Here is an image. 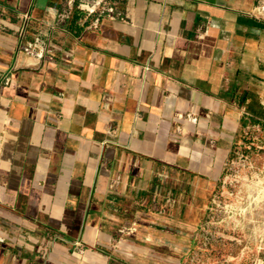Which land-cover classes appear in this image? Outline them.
<instances>
[{
    "label": "crops",
    "instance_id": "crops-1",
    "mask_svg": "<svg viewBox=\"0 0 264 264\" xmlns=\"http://www.w3.org/2000/svg\"><path fill=\"white\" fill-rule=\"evenodd\" d=\"M73 2L0 0V264L137 257L154 187L217 183L264 117L257 0Z\"/></svg>",
    "mask_w": 264,
    "mask_h": 264
},
{
    "label": "rangeland",
    "instance_id": "rangeland-1",
    "mask_svg": "<svg viewBox=\"0 0 264 264\" xmlns=\"http://www.w3.org/2000/svg\"><path fill=\"white\" fill-rule=\"evenodd\" d=\"M76 1L73 5L82 9ZM255 8L252 14L264 23V0H257ZM257 101L264 110V99ZM260 120L249 122L238 134L217 183L197 185L190 176L171 174L156 185L148 221L143 220L150 235L139 237L134 227L117 239L126 245L129 237L137 236L148 247H137V257L130 255L134 247H115L122 251L116 263L264 264V199L259 191L264 177V123Z\"/></svg>",
    "mask_w": 264,
    "mask_h": 264
},
{
    "label": "built area",
    "instance_id": "built-area-1",
    "mask_svg": "<svg viewBox=\"0 0 264 264\" xmlns=\"http://www.w3.org/2000/svg\"><path fill=\"white\" fill-rule=\"evenodd\" d=\"M118 1H120V0H113V3H109V6L107 7V11H108V13H109V15L110 16H114V14H115V6L118 4ZM102 3V2H101ZM101 3H97L96 5H99L100 6V4ZM80 7L83 9V10H85L86 12H88V14L89 15H91V14H95V13H97L98 12V8L97 9H95V7L93 8H89V7H87L85 4H81L80 5ZM26 19H28V16L27 17H25ZM99 24H100V19H99V17H97L96 19H95V21H94V27L95 28H98L99 27ZM27 51L28 50H30V49H26ZM260 96V98L261 99H264V94H260L259 95ZM263 106H264V104H263ZM261 122H263L264 123V117L260 120ZM259 191H260V194H261V197L264 199V177L262 178V181L260 182V189H259ZM51 240L52 241H57V240H63L59 235H57V234H53V235H51ZM74 247H76V248H78V250L80 251V252H83V247H82V245H81V243L79 242V241H76L75 243H74Z\"/></svg>",
    "mask_w": 264,
    "mask_h": 264
},
{
    "label": "trees",
    "instance_id": "trees-1",
    "mask_svg": "<svg viewBox=\"0 0 264 264\" xmlns=\"http://www.w3.org/2000/svg\"><path fill=\"white\" fill-rule=\"evenodd\" d=\"M78 3H79V1L77 0V1H76V5H78ZM78 19H79V17H78V16H77V17L75 16V17L73 18V21H74V20H78ZM251 112H252V113H255V114H257V115L260 114L259 112H256L254 109H251Z\"/></svg>",
    "mask_w": 264,
    "mask_h": 264
}]
</instances>
